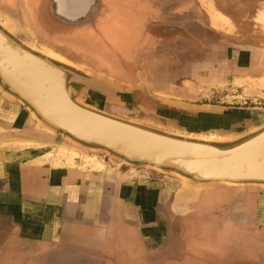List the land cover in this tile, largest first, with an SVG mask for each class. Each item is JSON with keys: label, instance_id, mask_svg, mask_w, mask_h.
I'll return each mask as SVG.
<instances>
[{"label": "crops", "instance_id": "obj_1", "mask_svg": "<svg viewBox=\"0 0 264 264\" xmlns=\"http://www.w3.org/2000/svg\"><path fill=\"white\" fill-rule=\"evenodd\" d=\"M0 1L19 3L18 9L33 12L47 4V0ZM194 4L98 0L96 25L73 33L103 41L117 76L84 62L70 65L85 71L80 67L84 65L86 72L103 74V80L134 93L154 89L151 83L163 73L159 53L166 59L178 56L175 44L183 50L196 43L205 45L215 54L209 58L223 60L217 56L223 49L222 25L213 27L206 16L194 23ZM103 31L124 39L123 49L107 44ZM141 77L146 84L139 81ZM148 95L170 101L153 92ZM24 135L21 140L35 141L32 134ZM21 158L6 161L7 170L0 166V210H7L0 212V264H44L53 258H65L70 264H109L130 251H138L131 258L143 264H264V188L219 186L183 203L176 199L181 181L174 175L151 172L117 178L31 165L29 158Z\"/></svg>", "mask_w": 264, "mask_h": 264}, {"label": "water", "instance_id": "obj_2", "mask_svg": "<svg viewBox=\"0 0 264 264\" xmlns=\"http://www.w3.org/2000/svg\"><path fill=\"white\" fill-rule=\"evenodd\" d=\"M48 9L62 24L80 27L98 11V0H50ZM2 38L24 55L16 59L14 52L2 44ZM102 81L25 44L0 23V94L23 106L31 119L32 114L54 136L87 150L103 151L122 165L178 177L181 188L176 199L183 203L191 197L193 200L198 189L264 188V124L224 140L162 131L88 106L85 100L91 98L89 93L109 101L108 94L97 88ZM112 86V103L122 104L120 96L130 92ZM161 104L176 113L156 114L162 119H179L182 116L178 112H186L193 121L213 125L228 126L239 121L172 101Z\"/></svg>", "mask_w": 264, "mask_h": 264}, {"label": "rangeland", "instance_id": "obj_3", "mask_svg": "<svg viewBox=\"0 0 264 264\" xmlns=\"http://www.w3.org/2000/svg\"><path fill=\"white\" fill-rule=\"evenodd\" d=\"M190 1L192 4L196 3L192 5L196 9V12L201 11L205 13L206 18L208 17V21L211 22L213 27L215 25H219L220 27L222 25V31L227 39L231 41L232 38H235L239 40V45L253 47L256 50V60L259 61L258 64L255 63L261 68H258L259 70L255 69L256 71L252 73L242 72L241 70L234 71V69H228L224 58L223 60L218 58L203 59L201 55L193 50L194 47L190 50L189 48H184L183 50L182 45L178 43L174 45V55L178 56L166 59L163 58L164 55L160 52V63L164 64L163 73L165 80H160L162 81L160 83L161 87L159 89H153L152 92L157 96L159 95L158 97L167 98L178 104L192 106L196 109L204 108L211 111H218V113L226 114L229 117H236L239 119L238 122L228 124V126H220L192 120L162 119L155 114L158 112L157 109L148 107V105L154 106L152 105L153 101H146L148 105H143L144 108L127 103L128 101H121L122 104L117 105L106 103L102 97L94 93H89L91 98L87 97L85 103L99 111L125 120L138 122L162 131L204 140L229 139L232 136L244 134L253 128L263 125L264 59L262 55L264 54V0ZM49 2L50 0H47V4L42 10L32 11V14H30L28 10L18 9L17 5L19 6V3L16 5L13 2L7 4L6 1H0V23L3 25L6 22V26H4L18 39L31 47L40 50L42 46L47 45V48L49 47L51 49L53 56L63 58L68 64H71V62H84L103 70L106 74L117 76L113 73V66H110V64H115L114 58L111 57V53L105 51L103 41H98V43L97 41L92 42V39H89L88 35L86 38H81L80 40L75 38V41H73L74 39L68 38L73 34L75 29L87 27L88 25L94 27L100 10L98 9L94 15H90L86 25L71 27L62 24L52 17L48 9ZM234 7H236V14ZM222 14L223 16H233L235 14L232 18H234L233 21L238 23L237 29L230 21L221 18ZM62 37L67 38V40H64ZM102 38L107 44L112 45L115 50L120 51V48L123 49V43L125 41L124 39L121 41L119 36L111 38L103 31ZM75 51H78L79 55L75 54ZM107 53L111 54V56ZM183 53L186 57H179V54ZM188 54H190V57L187 56ZM246 57V53H240L238 59L242 62L246 60ZM104 59H108V61ZM173 61V64L177 65L176 67L169 66ZM80 67L86 71L84 65ZM165 71H169L168 75ZM161 108L163 111L175 112V110L168 109L165 106ZM178 113H180V116H183L180 119L186 118L187 116L190 117L189 113ZM29 117V113L23 106L17 102H9L0 94V138L6 136L9 138L23 139L25 138L24 134H32L31 138L39 143L41 147H39V150H34V154L24 152L21 156L17 155V160L21 157L22 160H28L29 158L30 164L33 165L31 160L35 156L44 161L43 163L45 165H49V163H46L49 162V159L42 157L46 156V153L51 150L52 145L62 143L71 146V144L57 135H49L42 129L34 128L31 120H27ZM168 127L172 129H168ZM83 151L102 157L103 162L112 170V172L108 173L95 174H124L127 175L126 177H131L136 174L137 177L140 175H149L152 172L144 167L122 165L118 159L107 156L103 151L86 149H83ZM114 164H120V169L114 171ZM5 165L6 163L3 165V168H5ZM8 168L5 169L7 170ZM240 192H243V190L241 189ZM134 255H138V251L135 253L130 251L123 256H115L116 261L119 263L110 262L109 264H143L142 261L131 258ZM61 259H45L42 263L50 264L51 262L56 264L61 262L62 264H70L65 258Z\"/></svg>", "mask_w": 264, "mask_h": 264}, {"label": "bare ground", "instance_id": "obj_4", "mask_svg": "<svg viewBox=\"0 0 264 264\" xmlns=\"http://www.w3.org/2000/svg\"><path fill=\"white\" fill-rule=\"evenodd\" d=\"M65 12H68V11L66 10ZM5 24H6V22L3 23V26ZM5 28L8 29L7 27H5ZM9 29H11V28H9ZM2 39H3V41H2L3 43L2 44L3 45H7L10 48V50L14 52V55H15L16 59L19 60L21 55H24L17 48H14V46L9 44L8 40H5L4 38H2ZM40 51H42L43 53H45L47 55H50L52 57L57 58L56 56H53L51 54L52 53L51 49L49 47L47 48V45L46 46H42ZM57 59L64 61L63 59H60V58H57ZM18 63H20V61ZM97 77L101 78V77H103V74L98 73ZM101 79L103 80V78H101ZM104 81L105 80H103L102 83H98V87L97 88L102 90V92L105 91L108 94V97H109L108 98L109 99L108 102L110 104H114V103H112L114 101L113 100L114 96L112 95V93H113V86L112 85L115 86V84H113L111 82H108L107 80L105 82ZM116 86H118V85H116ZM120 97H122V96H120ZM200 114H203V113L200 112ZM31 116L33 117V119H31V122L34 125V128L42 129L45 133H49V135H53L54 134V133H52V130L50 128L41 125L40 122L38 120H36L32 114H31ZM189 120H191V119L189 118ZM169 128L172 129L171 127H168V129ZM0 131H1V129H0ZM238 135H240V134H238ZM238 135H235V136H238ZM235 136H232L231 138H233ZM10 137H12V136H10ZM186 137H188V136H186ZM21 139L9 138V137H6V136L3 137V138H0V166L4 165L6 161H15V160H17L18 159L17 155L21 156L22 153H24V152H28L29 154H31V153L34 154L33 151L34 150H39V147H41V145L39 143L35 142V141H32V140H21ZM83 149H85V148L79 147V146H76V145H71V146L69 145L68 146L66 144H62L61 143V144H58V145H52L51 146V150H49V152L46 153V156H44L42 158L49 159L48 160L49 162H46V163H49V165H51V166H53L55 168H59V169H67V170H71V171H77L78 170V171L87 172V173L89 172V173H92V174L93 173H103V172L104 173L105 172L108 173V172H112V170H110L107 167L106 163L103 162L102 157H100L98 155H95V154H89V153L83 151ZM31 161H32V164L36 165V166L44 164L43 163L44 161H42L40 158H36L35 156L32 157ZM114 166H115L114 167V171H117L118 169H120L119 168L120 164H114ZM131 167H133V166H131ZM116 176L118 178V175H116ZM197 192H200V190L198 189ZM197 194L198 193H196L195 195H197ZM190 200H192V197H191Z\"/></svg>", "mask_w": 264, "mask_h": 264}, {"label": "flooded vegetation", "instance_id": "obj_5", "mask_svg": "<svg viewBox=\"0 0 264 264\" xmlns=\"http://www.w3.org/2000/svg\"><path fill=\"white\" fill-rule=\"evenodd\" d=\"M195 12V13H194ZM193 12V10L191 11V15L192 17H194L197 21H195L194 23H198V20L203 22L205 21L204 19V16L205 13H202L201 11H197L196 12V9L195 11ZM234 12L236 14V7H234ZM233 12V13H234ZM223 13V12H221ZM30 14H32V11H30ZM235 14L233 16H235ZM233 16H223V14L221 15V18H224L226 19L227 21H230L231 24H233V26L238 27V23L233 21L234 18H232ZM229 17V18H227ZM231 17V18H230ZM200 18V19H199ZM207 19V18H206ZM251 22V21H250ZM101 31V29H100ZM88 34V33H87ZM86 33L82 34V36H77L75 35L74 33L71 34L68 38L69 39H74L73 41H75V38L77 40H80L81 38H86L87 36ZM64 40H67V38H64L62 37ZM88 38L90 39V36H88ZM221 38L223 40V49L222 51H220L217 56H221L225 59V63L228 65V69L230 68L231 70L234 69V71H238V70H241L242 72H247V73H252L254 71H256L255 69H258V68H261V67H258V65H256V63L258 64V60H256V55H255V52L256 50L253 48V47H250L249 45H239V40L235 39V38H232L231 41L229 39L226 38V36L224 35V32H222V35H221ZM196 46L193 48V50H195L199 55H201L203 57V59H206V58H209L210 55H213L215 56V54L213 53V51L211 49H208V48H205L203 46L205 45H201V46H198V43L195 44ZM258 52V51H257ZM163 53V52H161ZM240 53H246L247 57H246V60L244 61H239V57H240ZM264 53V52H263ZM164 54V53H163ZM195 54V53H193ZM160 55V53H159ZM192 55V54H191ZM190 56V54H189ZM165 58V55L164 57ZM218 58V57H217ZM262 58L264 59V54L262 55ZM256 62V63H255ZM173 62H171L169 64L176 67L177 65L173 64ZM138 66V65H137ZM159 70L162 71L163 70V67H164V64L160 63V59H159ZM230 70V71H231ZM259 70V69H258ZM168 75V72L169 71H165ZM156 75V74H155ZM163 75V76H162ZM161 75V73L159 72V81L158 82H153L152 80H150L148 83L150 84V82H153L151 84L154 85V89H159L160 86V83H162L163 80H165V77H164V73ZM162 80V81H160ZM141 83L143 84H146L145 82V79L144 78H140ZM141 84V85H142ZM148 91V92H147ZM147 91H143V92H134V93H130V94H127L126 96H123L121 97V101H128L127 103H131L132 105H136V106H139V107H143V105H148L146 101H153L152 105L154 106H149V108H152V109H157L158 112H154L155 114H159V115H165V113H168L169 111H166V110H162V104H161V101H156L154 99H152L148 94L151 93L152 91L151 90H147ZM144 103V104H143ZM158 107V108H157ZM144 108V107H143ZM146 109V108H145ZM206 112H211V113H218V111H211L209 109H204ZM221 112V111H220ZM169 114H176L175 112L173 113H170ZM183 117V116H182ZM180 119V118H179ZM181 120H185V121H189V118L188 116L186 118H183ZM7 210H4L0 212H6ZM14 220V219H13ZM21 222V221H20ZM20 225L22 226V223H20Z\"/></svg>", "mask_w": 264, "mask_h": 264}]
</instances>
